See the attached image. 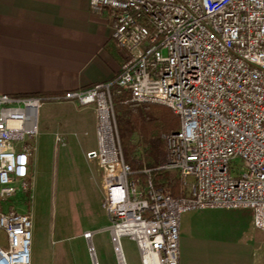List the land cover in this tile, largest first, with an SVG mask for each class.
I'll return each instance as SVG.
<instances>
[{
  "label": "built area",
  "instance_id": "built-area-1",
  "mask_svg": "<svg viewBox=\"0 0 264 264\" xmlns=\"http://www.w3.org/2000/svg\"><path fill=\"white\" fill-rule=\"evenodd\" d=\"M90 6L108 13L121 72L54 97L94 106L98 144L86 155L103 170L115 248L123 250L127 236L142 264H179L180 220L193 210L248 208L264 233V0H90ZM120 92L180 118L167 136L169 160L144 165L145 179L124 158L114 101ZM44 101L0 94V264H32V211L7 198L32 187ZM56 143L65 137L56 134ZM155 170L177 172L185 194L157 187Z\"/></svg>",
  "mask_w": 264,
  "mask_h": 264
},
{
  "label": "crops",
  "instance_id": "crops-1",
  "mask_svg": "<svg viewBox=\"0 0 264 264\" xmlns=\"http://www.w3.org/2000/svg\"><path fill=\"white\" fill-rule=\"evenodd\" d=\"M122 63L108 13L93 11L90 0H0V94L57 96L114 80ZM50 97L43 106L51 104L54 114L62 103L78 104ZM79 110H89L77 118L93 133L83 147L86 154L98 144L97 118L94 106ZM56 122L65 140L73 136L68 114H58ZM217 209L182 215L179 264H264V233L255 226L252 210ZM207 211L217 220L204 228Z\"/></svg>",
  "mask_w": 264,
  "mask_h": 264
},
{
  "label": "rangeland",
  "instance_id": "rangeland-1",
  "mask_svg": "<svg viewBox=\"0 0 264 264\" xmlns=\"http://www.w3.org/2000/svg\"><path fill=\"white\" fill-rule=\"evenodd\" d=\"M52 108L47 104L39 111V133L31 163L32 187L27 194L7 198L9 203L23 201L20 208L32 211V264H120L109 231V216L103 207V170L97 160L83 152L85 144L93 140V133L86 132L77 117L89 110L81 111V106L68 102L59 105L56 114ZM58 114H68L74 120L76 133L72 132L73 138L67 137L66 144L56 143V133L66 138L61 130L56 131L60 129ZM140 152L142 149L135 155L142 161L141 168L149 166ZM211 214H203L204 228L216 222L217 217ZM89 232L91 237L87 236ZM90 246L95 249L94 257ZM122 247L126 264H142L133 239L123 237Z\"/></svg>",
  "mask_w": 264,
  "mask_h": 264
},
{
  "label": "trees",
  "instance_id": "trees-1",
  "mask_svg": "<svg viewBox=\"0 0 264 264\" xmlns=\"http://www.w3.org/2000/svg\"><path fill=\"white\" fill-rule=\"evenodd\" d=\"M116 89L117 86L114 87ZM25 95L55 98L48 93ZM128 97L127 92L115 94V112L124 158L132 166L134 175L141 176L142 161L135 153L142 149L140 153H144L148 165L153 168L168 161L170 153L167 136L180 127V118L169 107L134 102L127 100ZM154 180L157 187L174 197L179 198L185 194L182 178L175 171L155 170Z\"/></svg>",
  "mask_w": 264,
  "mask_h": 264
},
{
  "label": "bare ground",
  "instance_id": "bare-ground-1",
  "mask_svg": "<svg viewBox=\"0 0 264 264\" xmlns=\"http://www.w3.org/2000/svg\"><path fill=\"white\" fill-rule=\"evenodd\" d=\"M88 236L91 237L92 233L90 232L88 234ZM116 251H117L119 263L120 264H126V260H125V256H124L123 250H122V248L119 245L116 246ZM92 253L95 256V249L92 250Z\"/></svg>",
  "mask_w": 264,
  "mask_h": 264
},
{
  "label": "water",
  "instance_id": "water-1",
  "mask_svg": "<svg viewBox=\"0 0 264 264\" xmlns=\"http://www.w3.org/2000/svg\"><path fill=\"white\" fill-rule=\"evenodd\" d=\"M90 249H91V251L94 249L92 246H90ZM93 257H94V255H93Z\"/></svg>",
  "mask_w": 264,
  "mask_h": 264
}]
</instances>
